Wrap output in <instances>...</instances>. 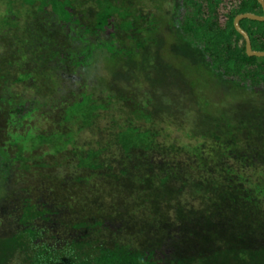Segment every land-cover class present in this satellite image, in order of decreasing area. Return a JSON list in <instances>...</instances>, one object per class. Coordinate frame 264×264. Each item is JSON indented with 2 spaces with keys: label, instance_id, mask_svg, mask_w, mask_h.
Wrapping results in <instances>:
<instances>
[{
  "label": "trees",
  "instance_id": "obj_1",
  "mask_svg": "<svg viewBox=\"0 0 264 264\" xmlns=\"http://www.w3.org/2000/svg\"><path fill=\"white\" fill-rule=\"evenodd\" d=\"M15 1L34 12L31 23L15 28L9 45L30 51L33 43L42 53L46 43L53 44L17 82L35 84L43 77L45 86L56 84L75 98L64 101L60 128L50 138L33 127L24 135L7 133L15 150L10 163L3 164L0 154V184L7 187L0 196V264H264V129L248 130L240 117L223 123L222 115L209 121L211 131L183 135L175 120L190 111L187 102L151 88L146 76L123 79L122 90L104 86L103 94L99 77L88 82L83 75L97 67V55L120 56L129 65L149 62L160 54L166 33L173 50H190L222 85L254 98L264 93V60L246 56L232 21L242 14L261 17L256 1L145 0L146 7L132 0ZM238 25L251 51L264 52V22ZM55 31L74 46L50 42ZM6 55L0 54V65ZM143 84L149 89L141 93L145 100L135 101V85ZM79 93L86 111L69 138L64 126L74 118L70 111ZM9 102L0 95V105ZM37 106L30 98L0 107L5 129L30 120ZM171 132L185 139L174 142ZM44 143L38 165L29 166L31 153ZM47 156L67 162L54 166L71 170L59 185L72 195L52 194L42 172ZM35 169L40 172L31 182L24 174Z\"/></svg>",
  "mask_w": 264,
  "mask_h": 264
},
{
  "label": "rangeland",
  "instance_id": "obj_2",
  "mask_svg": "<svg viewBox=\"0 0 264 264\" xmlns=\"http://www.w3.org/2000/svg\"><path fill=\"white\" fill-rule=\"evenodd\" d=\"M145 2V0H132L130 3L135 4V7H141L142 5L146 7L144 5ZM155 3L158 5L161 4L158 0L155 1ZM166 7V4L162 5L161 8L163 9H161V11L166 10ZM33 12L34 11L32 7H25L18 1L13 0L12 2H7V0H0V54L6 55V51H10L8 54L12 53L9 56L7 54L6 56L8 59L3 63L4 65H0V95L2 94L6 98V101H10L7 103L9 104L8 106L0 105V107H5V109L8 107L12 108L18 104L27 102V100H30V98H32L33 101L37 102L38 104V109H35L31 119L21 120L20 125L14 127L12 130H6L3 123L4 121L0 119V148H3L0 149V154L3 156L5 154L4 157L2 156L4 158L3 164L4 162L10 163V159L13 158L15 150L9 145L10 142L9 138L7 137V133L15 132L18 135H24L25 131L29 130V127H33L35 132L46 136L56 132L59 130L61 123L59 119L61 112L59 109L62 107V105H64L65 100L70 103L72 101L71 97L75 98L74 95L72 96L70 94H66L62 89L61 91L56 89V84L45 86L43 84V77H41V79L37 78L35 80V84H29V82L25 80L17 82L18 77L26 76L28 73H31L32 70H35V67L38 65L35 57H37V54L42 50H37V46H34L36 44L32 43V45H29V47L27 46L30 51H33L34 48L36 49L31 55L30 51H26L24 46L18 47L17 49L16 47H11L9 45L11 42H13L10 40V38L12 37L11 34H14L16 31L15 28L22 27L26 22L27 24L31 23L32 21L30 20V15ZM218 23H222V17L219 18ZM33 24H35L34 21ZM43 31L42 33L45 32ZM15 34L17 36H21V33L19 32ZM49 34L50 42H61V44L67 49H70L74 46V44L64 40L62 36L57 33V31L50 32ZM164 36V43L159 44L160 54H157L156 56L154 55L152 58L149 57V62L147 63L145 62L139 64L136 63L137 65H129L126 60L120 56L117 57L114 55L112 59H104L97 55L95 60L97 67L94 69L87 67L86 70H84L83 75L86 76L88 82L90 81V78L88 77H99L98 82L101 85L95 81L93 83L99 85V88L103 94L105 92L104 86L106 88L110 87L113 89L122 90L124 85L127 84L123 79H132L134 81V79L144 80L147 77L150 87L155 89L156 86H159L161 92L163 91L164 93H168L170 100L175 98L176 102L178 101L180 104L181 101L183 103L187 102L186 106L190 109V111L186 112L185 118L181 117L178 120H175L177 121L175 124V129L179 128V131L182 132L183 135L186 133L197 135L200 131H211L213 127H211V123L209 121L214 119V117L218 119V117H221L222 115H225V117H223V123L226 121L231 124L235 123L240 117V123H243L242 125L248 128V130H255L257 126L264 129V93L256 95L254 98H250L247 96L248 94L233 90L232 86L230 85H222L214 76V74L210 72V70L202 66L199 59L193 52H190V50L186 48H182V50L180 49L179 51L173 50L169 45V35L164 33ZM6 39H9L10 41H7ZM36 42L37 41H35V43ZM40 46L43 47L42 44H40ZM52 46L53 44H49V42L46 43V48L44 51L39 53L40 56L45 55V52H52ZM256 59L260 61L264 60V58ZM32 66L34 67L32 68ZM117 80L119 83H116ZM154 81H158L159 84ZM78 82L79 85L76 84V87H73L75 94L79 92L78 90L81 86L80 81ZM6 83L7 85H5ZM134 90L137 92L134 100H138V102L145 100V97H143L141 93H143V91H149V89L144 84L142 86L135 85ZM154 96L156 98H160L157 93L154 94ZM163 100L168 102V100H165V96L162 101ZM75 101H79V103L77 104L76 102H73L74 105H72L70 111L74 118L65 124V128L63 127L66 132V137L69 136V138L76 132L77 126L81 121L80 116L82 113H84V111H86L85 105H83L85 102L84 98L82 97V93L78 94V97H76ZM80 103H82L83 106H81ZM162 108L163 107H159L158 109L161 111L166 109ZM149 110H152L151 105H149ZM5 112L6 111L4 110L2 115H5ZM260 112L262 116L257 115ZM203 118L205 121H203ZM67 126H70V129H68ZM180 137L181 135L177 132H171L170 134V138L174 142H176L177 139H185V137ZM48 138L50 137L48 136ZM46 150L47 145L44 143L43 147L33 151L30 157L26 154L30 161L28 165L31 167L33 165H38L36 156L38 157L41 152ZM62 159L63 158L60 156L56 158H51L48 156L45 157L44 160L46 162L48 161L49 164L46 166V169H43L42 171L43 174L47 176L46 178L49 179L47 180L48 186L53 188L52 194H56L60 198L64 197L65 195H72V192L68 190L66 186L59 185L61 182V176L67 175L69 172H71V170L67 171L65 168H63L61 172L57 171V168L54 166L55 164H63V166L67 165V162H62ZM7 163L5 164L7 165ZM8 166L10 167V164H8ZM13 168H15V174L19 175V173H21L17 171L18 166L16 164H13ZM56 171L59 173V175L51 177V174L49 173H56ZM63 171H66L67 173L63 174ZM33 172L34 174L32 172L31 174H24V176L28 177L31 182L37 179L36 173H39L40 171L39 169H35ZM2 184H0V196L4 195L5 191H7V187L4 188ZM59 189H63V191H60Z\"/></svg>",
  "mask_w": 264,
  "mask_h": 264
},
{
  "label": "water",
  "instance_id": "obj_3",
  "mask_svg": "<svg viewBox=\"0 0 264 264\" xmlns=\"http://www.w3.org/2000/svg\"><path fill=\"white\" fill-rule=\"evenodd\" d=\"M256 3L259 5L261 8L262 16H254L251 14H242L234 17L232 21V26L236 33L243 39L244 42V49H245V54L247 57H254V58H264V52H253L251 51L250 48V43L247 35L239 28V22L242 20H248L252 22H259L262 23L264 22V2L262 0H255Z\"/></svg>",
  "mask_w": 264,
  "mask_h": 264
}]
</instances>
